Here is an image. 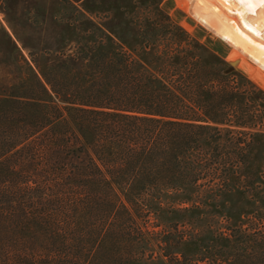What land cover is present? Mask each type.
<instances>
[{"label": "trees", "instance_id": "1", "mask_svg": "<svg viewBox=\"0 0 264 264\" xmlns=\"http://www.w3.org/2000/svg\"><path fill=\"white\" fill-rule=\"evenodd\" d=\"M158 11L136 46L83 47L0 100V264H264L251 223L189 255L140 222L248 189L264 138V90Z\"/></svg>", "mask_w": 264, "mask_h": 264}, {"label": "rangeland", "instance_id": "2", "mask_svg": "<svg viewBox=\"0 0 264 264\" xmlns=\"http://www.w3.org/2000/svg\"><path fill=\"white\" fill-rule=\"evenodd\" d=\"M159 8L264 90L261 0H0V100L31 68L40 73L46 64L73 58L83 47L103 48L120 40L136 46L135 30L143 23H167ZM157 41L166 46L172 40L167 35ZM251 162L257 173L248 189L214 196L203 187L196 204L173 200L140 221L144 230L178 226L188 237L183 251L198 255L229 228L251 223L253 229H264V138H259Z\"/></svg>", "mask_w": 264, "mask_h": 264}, {"label": "snow or ice", "instance_id": "3", "mask_svg": "<svg viewBox=\"0 0 264 264\" xmlns=\"http://www.w3.org/2000/svg\"><path fill=\"white\" fill-rule=\"evenodd\" d=\"M241 2H251V0H241ZM261 2H264V0H261Z\"/></svg>", "mask_w": 264, "mask_h": 264}]
</instances>
